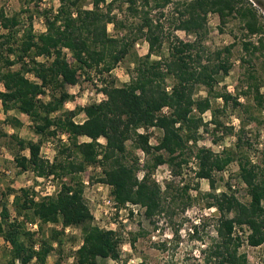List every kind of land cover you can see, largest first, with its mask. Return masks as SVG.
Returning a JSON list of instances; mask_svg holds the SVG:
<instances>
[{
    "label": "trees",
    "instance_id": "trees-1",
    "mask_svg": "<svg viewBox=\"0 0 264 264\" xmlns=\"http://www.w3.org/2000/svg\"><path fill=\"white\" fill-rule=\"evenodd\" d=\"M58 1L57 11L41 12L46 31L35 34L30 25L21 38L17 29L19 18H9L0 12V25L7 31L0 34V102L6 115L0 122V150L5 147L14 152L20 174L31 171L35 178L59 182L56 194L41 199L30 188L8 187L0 192V238L11 247L7 264H48L56 246L62 253L67 228H79L82 232V244L72 256L73 264L120 260L122 235L95 224L81 175L90 167L100 168L94 182L111 188L117 210L138 206L152 220L170 208L166 201L172 188L168 183L163 190L154 180V172L167 165L175 176H181L184 166L192 160L196 161V178L207 180L212 190L204 195L207 207L219 213L216 238L203 251L204 263L250 264L248 254L242 250L244 245L254 248L264 245V163L257 164L250 158L252 145L244 140L247 123L257 122L258 117L237 96L216 90L219 77L228 76L232 69L231 48L211 52L204 41L209 34L210 15H216L224 27L237 20L246 32L242 49L249 57V60L241 58V62L251 64L253 59L264 57V17L247 0H183L177 4V16L171 20V27L175 32L195 36L194 41H184L174 33H166L164 23L151 16L153 10L165 9L174 0H91V9L83 6L84 0ZM116 10L129 12L138 21H121ZM109 25L125 33L112 35ZM252 37H258L257 42ZM139 42L148 44V53L133 55L130 80L120 86L112 72ZM154 56L158 59H152ZM16 65L19 70H13ZM81 72L88 75V80L91 72L103 77L99 91L105 99L66 109V104L75 99L68 88L79 84ZM246 85L243 95L247 97L254 90L255 106L264 111V94L257 72L248 75ZM201 88L207 92L205 98L197 97ZM46 96L50 98L47 102L40 98ZM213 99H221L223 108H214ZM230 104L234 110L244 108L250 113L248 122L241 120L239 132L219 118ZM12 111L32 121L40 141L25 140L5 129L4 126L19 129L24 125L10 115ZM207 112L212 115L210 122L203 118ZM81 115L85 120L77 122ZM210 125L214 144L236 136L234 148L218 153L199 146L202 132L209 133ZM151 129L162 132L156 145L151 144ZM62 135L67 137L68 144L62 145L54 161L46 160L41 155L43 143ZM81 138L88 141L80 142ZM128 142L148 157L145 163L141 164L140 158L129 150ZM235 163L239 169L236 177L246 186L248 203L240 200L232 186L216 194L215 174ZM199 188L198 183L196 189ZM190 189V186L182 189L181 196L187 197L183 210L192 205ZM11 196L15 218L9 209ZM174 200L173 197L171 202ZM32 223L40 224L39 239L28 228ZM48 224H60L62 228L45 232L43 226ZM198 228L194 227L196 231ZM135 241L136 238L130 245ZM55 264H62V260Z\"/></svg>",
    "mask_w": 264,
    "mask_h": 264
},
{
    "label": "rangeland",
    "instance_id": "rangeland-1",
    "mask_svg": "<svg viewBox=\"0 0 264 264\" xmlns=\"http://www.w3.org/2000/svg\"><path fill=\"white\" fill-rule=\"evenodd\" d=\"M112 0H108L110 2ZM183 0H174V3L170 4L165 9L153 10L151 16L157 20L160 19L164 23L165 32L175 34L184 41H194L195 36H189L184 32L173 31L171 27V20L177 16V4ZM261 16L264 17V0H247ZM154 5V3H152ZM83 6L91 9V0H84ZM60 7L58 0H32L29 4H22L18 0H0V12L3 11L9 18L17 16L20 20V25L17 27L19 31L18 38H21L24 31L33 27L35 34H40L44 28L45 18L41 15V12L52 9L57 11ZM127 5L124 6V9ZM161 12H164V16H161ZM121 21L128 19L129 23L137 22V19L131 18L129 12L120 13L115 11ZM32 17V20L30 19ZM41 20H43L41 22ZM110 34L120 36L125 33L124 31H116L113 25L108 26ZM209 34L206 37L204 43L205 47L211 52L230 47V63L232 69L228 76L219 77V84L216 88L217 91H227L233 96H237L239 101L244 106L248 107L251 114L258 117L257 122H249L245 128L247 138L244 140L249 141L252 145L251 151H249L250 158L257 164L264 163V111H260L255 105V93L254 90L245 97L243 92L247 90L246 81L248 75L251 72H257L259 83L262 85L261 92L264 94V57L258 60H252V63H242L241 58L246 57L243 48V42L246 40V32L242 29V24L237 20H231L225 27L220 25L219 18L216 15L209 16L208 22ZM223 30V31H222ZM7 31L0 25V34H4ZM253 42H257L258 37H252ZM138 53L144 56L148 53V44L139 42L132 50L131 55L126 58L116 69L113 70L112 76L117 80L118 85L127 84L130 80L129 70L133 67V55ZM164 53H168V46L164 47ZM152 59H158L153 57ZM41 61L44 59L40 58ZM20 66L16 65L13 70H19ZM88 75L81 72L80 81L78 86L68 88L76 98L66 104V109L73 110L80 106L84 107L93 103H99L104 100V97L98 96L99 90L102 88L103 77L97 76L96 72ZM31 79L34 76L28 75ZM2 89L0 82V90ZM207 92L204 88L198 91L197 97L205 98ZM43 101L50 100L48 96L40 97ZM214 108H223L224 103L221 99H213ZM232 104L224 108L220 113L219 118L227 126L235 128L236 132H239L241 120H248L250 113L246 112L244 108L233 109ZM3 110V109H2ZM11 116H17L21 119L24 125L18 130H14L10 126H4L10 133L17 134L19 137L25 140H31L38 142L41 140V136L36 135L33 130V123L27 116H22L17 112H10ZM6 118L5 113L0 109V122H3ZM205 122H210L212 115L207 112L203 115ZM85 116H79L76 121H84ZM248 122V121H247ZM210 132H202V138L199 141V146H206L212 148L215 152H222L225 148H234L237 139L236 136L225 137L224 140L218 144H214L213 140L215 135L212 132L213 125H210ZM151 144L156 145L159 138L162 136V132L157 129H151ZM220 134V133H219ZM218 134V135H219ZM88 141L86 138L80 139V142ZM101 143H105L103 139ZM68 144L62 138H49L46 140L41 149V155L50 162L54 161L59 154L62 145ZM128 148L134 151L136 156L140 158L141 164L148 160V157L142 155V151L135 150L133 144L128 142ZM24 154V153H23ZM25 154H28L27 152ZM63 157H66L65 155ZM143 160V162L141 161ZM196 161L192 160L189 165L184 166L182 175L175 176L172 169L163 165L160 166L153 174V178L158 182L163 190L166 184L171 183L172 188L167 195L166 204L170 205L168 211L150 220L147 219L144 214V209L140 207H132L131 205L122 210H117L111 199V188L107 185L97 184L94 182L95 177L101 173L100 168L90 167L85 173L81 175L83 182L85 183V199L95 217V224L103 229L117 230L123 238L124 244L122 246L121 258L118 261L113 260H99L97 264H205L203 251L213 239L216 238L215 226L219 218V213L215 208H208V200L204 198V195L212 192L209 182L207 180H198L195 175ZM238 165L232 164L226 171L215 174L216 180V194L226 192L228 186H232V190L236 192L237 196L242 202L248 203L249 198L246 193V186L241 183L236 174L238 172ZM144 172L139 173V177L142 178ZM199 183V190L196 189ZM52 186L55 187L54 193ZM184 186H190L188 194L193 198L192 205L186 210H183V205L187 201V197L181 196ZM14 190H20L22 188L33 189L38 199L46 196H50L57 193L59 182L52 179L37 180L31 171L19 173V169L14 161V152L7 148H2L0 151V192H4L7 188ZM175 198V202H171L172 198ZM13 197L9 200V209L11 211L12 218L16 217L12 207ZM1 212V208H0ZM133 212V214H131ZM39 224V223H35ZM29 224L28 228L31 232L37 234L36 239H39L40 234L38 229L32 228ZM198 226V230L194 229ZM45 232H49L50 229L55 228L61 230L60 224H48L43 226ZM34 231H33V230ZM242 234V232H240ZM240 234V235H241ZM248 234V232H245ZM136 238L135 243L130 245ZM82 244V232L79 228H67L63 237V247L60 253L58 246L56 250L48 258V264H55L58 260H62V264H73V254L75 250ZM244 252L248 254L250 264H264V245L258 248L250 247L247 244L242 248ZM11 247L0 238V264H7L10 259Z\"/></svg>",
    "mask_w": 264,
    "mask_h": 264
},
{
    "label": "crops",
    "instance_id": "crops-1",
    "mask_svg": "<svg viewBox=\"0 0 264 264\" xmlns=\"http://www.w3.org/2000/svg\"><path fill=\"white\" fill-rule=\"evenodd\" d=\"M43 20H41V22H42ZM43 23V22H42ZM46 31V24H44V28L42 29V31H41V33L42 32H45ZM147 44V43H146ZM90 74H93L92 72L90 73ZM98 76V75H97ZM76 86H78V85H76ZM76 86H73V87H76ZM70 88V87H69ZM99 93H100V91H99ZM72 94V93H71ZM73 95V94H72ZM98 96H100V97H104L105 95L101 92ZM74 98H76L75 96H74ZM77 99V98H76ZM105 99V98H104ZM0 109H1V112L3 113V107H2V103L0 102ZM22 115V114H21ZM22 116H25V115H22ZM17 117V116H16ZM18 119H23V118H18ZM85 120V119H84ZM22 121V120H21ZM23 122V121H22ZM14 130H18V129H14ZM14 133V132H13ZM82 139V138H81ZM2 150V149H1ZM0 150V151H1ZM37 180H41V179H43V178H36ZM258 248V247H257Z\"/></svg>",
    "mask_w": 264,
    "mask_h": 264
},
{
    "label": "built area",
    "instance_id": "built-area-1",
    "mask_svg": "<svg viewBox=\"0 0 264 264\" xmlns=\"http://www.w3.org/2000/svg\"><path fill=\"white\" fill-rule=\"evenodd\" d=\"M62 138L64 139V141H66V136L65 135H62ZM142 153V155H145L143 152H141ZM142 162H143V160H141ZM51 179V178H50ZM52 189H53V192L52 193H54L55 191H56V189H55V187L54 186H52ZM52 193H50L49 195H53ZM132 207H137V206H132ZM32 226V228H34V229H38V225L37 224H34V225H31ZM33 230V229H32ZM34 231V230H33ZM241 234V233H240Z\"/></svg>",
    "mask_w": 264,
    "mask_h": 264
}]
</instances>
